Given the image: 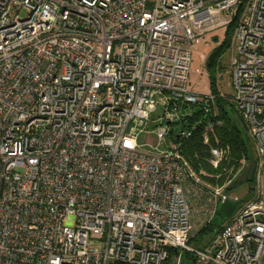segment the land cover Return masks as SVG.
<instances>
[{
    "label": "built area",
    "instance_id": "obj_1",
    "mask_svg": "<svg viewBox=\"0 0 264 264\" xmlns=\"http://www.w3.org/2000/svg\"><path fill=\"white\" fill-rule=\"evenodd\" d=\"M236 15L221 96L252 140L255 193L194 248L236 198L187 150L213 167L224 153L192 51ZM170 248L264 264V0H0V264H181Z\"/></svg>",
    "mask_w": 264,
    "mask_h": 264
},
{
    "label": "trees",
    "instance_id": "obj_2",
    "mask_svg": "<svg viewBox=\"0 0 264 264\" xmlns=\"http://www.w3.org/2000/svg\"><path fill=\"white\" fill-rule=\"evenodd\" d=\"M236 18L237 15L233 17L231 22L226 26L224 30L225 37L212 48L205 59L206 67L210 69L208 74L209 90L214 93L216 97V119L219 121L211 133L210 144L223 148V156L217 166L213 167L203 158L207 151L205 145L194 142L188 146L187 150L192 152L195 151L199 154L198 158L192 159V163L204 169L205 178L213 184H223L230 180V178L232 180L238 173L237 170L240 167L248 164L251 165L247 181H249L252 186L255 161L253 143L248 134L247 127L233 103L219 93L217 73L215 72L216 69H220V58L230 46V39L236 23ZM227 36H229V38H227ZM232 181H234V179ZM233 187L234 184L229 183L226 186V190L229 191ZM209 224L210 223L199 227L197 232L204 231ZM220 224L221 222L219 221L217 225L219 226ZM176 252H178V249L170 248L169 256H172ZM181 264H183V262H181Z\"/></svg>",
    "mask_w": 264,
    "mask_h": 264
},
{
    "label": "rangeland",
    "instance_id": "obj_3",
    "mask_svg": "<svg viewBox=\"0 0 264 264\" xmlns=\"http://www.w3.org/2000/svg\"><path fill=\"white\" fill-rule=\"evenodd\" d=\"M225 37L224 28L219 27L213 29L203 35V40L199 43H196L192 51V61H191V70L189 74L191 87L195 88L198 91H207L209 90V78L208 74L210 69L206 67L205 59L212 48L217 45ZM229 38V36H227ZM230 46L228 50L220 58V69H216L217 73V84L219 93L228 96L232 92V87L230 85V66H229V57L233 52V33L230 39ZM204 56V58H202ZM140 142H150L156 143L157 136L155 133L143 132L139 135ZM251 165H246L240 167L237 171L238 173L234 176V181L229 180V183L234 184V187L229 190L230 195L235 197L238 202L236 209H239L243 202L254 197V189L251 186V183L247 181V177L250 173ZM236 180V181H235ZM226 218H221L216 212L214 218L210 222L207 228L202 232H197V228L192 231V237L189 239L188 244L194 248H199L207 245L213 236L216 233L218 228L217 223L225 221ZM179 251L181 252V261L183 264H189L190 256L186 251L179 249L178 252L172 255H178ZM180 261V262H181Z\"/></svg>",
    "mask_w": 264,
    "mask_h": 264
},
{
    "label": "water",
    "instance_id": "obj_4",
    "mask_svg": "<svg viewBox=\"0 0 264 264\" xmlns=\"http://www.w3.org/2000/svg\"><path fill=\"white\" fill-rule=\"evenodd\" d=\"M236 206V199L228 198L220 203L217 209V213L221 218H227L230 216Z\"/></svg>",
    "mask_w": 264,
    "mask_h": 264
}]
</instances>
